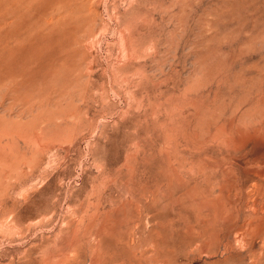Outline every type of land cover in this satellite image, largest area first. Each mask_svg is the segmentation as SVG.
Returning <instances> with one entry per match:
<instances>
[{"label": "rangeland", "instance_id": "rangeland-1", "mask_svg": "<svg viewBox=\"0 0 264 264\" xmlns=\"http://www.w3.org/2000/svg\"><path fill=\"white\" fill-rule=\"evenodd\" d=\"M0 264H264V0H0Z\"/></svg>", "mask_w": 264, "mask_h": 264}]
</instances>
